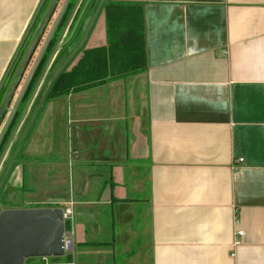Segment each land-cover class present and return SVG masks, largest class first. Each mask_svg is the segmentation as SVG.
Segmentation results:
<instances>
[{"label":"crops","instance_id":"crops-1","mask_svg":"<svg viewBox=\"0 0 264 264\" xmlns=\"http://www.w3.org/2000/svg\"><path fill=\"white\" fill-rule=\"evenodd\" d=\"M46 1L0 0V89ZM100 2L140 10L145 67L46 99L85 48L109 44L92 9L29 108L28 172L74 208L81 236L100 235L110 208V244L79 241L91 264L111 245L127 264H264V0Z\"/></svg>","mask_w":264,"mask_h":264},{"label":"flooded vegetation","instance_id":"flooded-vegetation-1","mask_svg":"<svg viewBox=\"0 0 264 264\" xmlns=\"http://www.w3.org/2000/svg\"><path fill=\"white\" fill-rule=\"evenodd\" d=\"M66 1L67 0L58 1L53 14L51 15L50 20L43 27L41 37L37 43L38 45L36 46L34 53L31 55L32 57L29 59L28 64L25 66L22 72V75L20 76V80L16 87V90L13 92L14 94L10 97L4 109L5 111L0 117V215L4 211H8V210H18V209H24V208L55 207L51 204L53 201L52 200L53 194H55L54 192L55 189L52 188V185L50 183L39 178L38 175H36L35 173L30 174L28 172L27 164L29 163V159L25 157L21 158L22 156L21 153L23 152V150H25L27 143H28L27 141L28 132H26V129L28 128V126H26L25 123L26 121H29L28 120V115L30 112L29 108L35 99L38 104L41 101V98H42L41 96L46 92L45 91L46 88H43L44 87L43 81H44L46 72L48 71L49 67L54 61V57H56V54L59 53L66 45H68L69 41L73 40L74 38L76 39L80 37L81 34H84L83 25L86 21V18L93 11L92 9L94 8L98 9L99 5H101V2L97 4L98 0H68L65 6ZM108 4L110 3L103 2L100 7H102V9L105 10L106 5ZM47 7L44 10V14H46L47 12L46 11ZM64 7H65L64 9L65 12L60 17V14L62 12L61 10ZM56 13H59V14L55 18V22H54V24L57 23L55 32L52 34L51 39L48 43L49 45L47 46L45 52L41 56V59L38 60V57L41 54L42 49L45 46V42L50 36L52 29L54 28L53 27L54 24H53L50 32L48 31L50 29L49 25L52 19L54 18V16L56 15ZM105 13H106V10H105ZM42 19L43 18L41 17L38 22L40 23ZM67 22H68L67 30L68 28H70L71 33H69L66 38H64L65 36L64 34L62 40L60 41V43L63 44V46L59 48L56 51L55 55L53 56L50 66L45 72L42 81L38 85L35 97L33 98L31 104L29 105L28 110L25 111L24 107L27 104V101L29 100V98L31 97L32 92L37 84V81L40 78V74L43 71L48 61L47 59L49 58L53 49L55 48L57 44L56 42L59 39L62 32L64 31ZM82 38H84V35ZM107 40H108V36H107ZM100 46H104V45H100ZM98 47H94V48H98ZM86 49H92V48H85L84 51ZM84 51H83V54H84ZM46 55L47 57L44 60V57ZM82 56L80 57V60ZM55 61H56V58H55ZM79 62L68 71L63 69L61 72L58 73L57 77H59L60 74L68 73L72 71L73 68L79 64ZM31 64H35L36 66L33 67L32 65V67L30 68V72L32 73L35 68L36 70L32 76L30 73V75L27 77L25 76V74L27 70L29 69V67L31 66ZM14 78L15 77L13 75V79L7 84L4 97L2 96V92H3L5 85L2 86L0 89V109L5 101L6 96L8 95V92L10 91V88L12 87ZM50 88L51 87H49L47 91L48 93H47L46 99H48ZM71 89L77 90L78 87L77 86L70 87L68 90H65V93H62V94H67L69 90ZM20 97H21V101L19 102ZM37 97H39V99ZM17 102H19V104L17 105L16 109H14ZM24 112L26 113L23 116ZM0 113H1V110H0ZM22 129L24 130L22 133H20ZM23 165L25 167H23V169L21 170V176H20V174L18 173L17 167L23 166ZM24 202L27 204H34V205L43 204V205L23 208L20 205ZM66 204H69V203L68 202L66 203L65 201H62V200L61 201L58 200L56 202V207L60 206V207L66 208L68 207V205L65 206ZM70 264H74V263L72 262Z\"/></svg>","mask_w":264,"mask_h":264},{"label":"water","instance_id":"water-1","mask_svg":"<svg viewBox=\"0 0 264 264\" xmlns=\"http://www.w3.org/2000/svg\"><path fill=\"white\" fill-rule=\"evenodd\" d=\"M59 0H52L46 14L37 26V31L35 33L34 39L31 42V46L28 49L27 53L21 60L20 66L17 72L14 75V80L12 87L8 92V95L5 98V101L1 107L0 117L4 113V109L16 90V87L19 83L20 76L28 64L31 55L34 53L38 41L41 37L43 27L50 20L51 15L54 12V9ZM68 0L65 3L67 4ZM65 7L61 10L60 17L63 15ZM69 22V21H68ZM65 26L64 31L57 40V44L53 49L51 55L47 59V63L40 74V78L37 81V84L32 92L31 97L27 101L24 109L28 110L29 105L31 104L33 98L36 95L38 85L42 81L45 72L52 62V58L55 55L56 51L63 46L60 43L66 30L67 25ZM57 23L54 24V28L51 31L50 36L45 42V46L42 49L41 54L38 57V60L41 59V56L45 52L52 34L55 32ZM36 68L31 73V76L35 72ZM22 97V96H21ZM21 97L19 102L21 101ZM14 109H16L17 105ZM26 112H24L23 116ZM18 128V126H17ZM64 208L57 207H40V208H24L18 210H8L4 211L0 215V264H25L26 260L29 258H42V257H62L67 253L65 251V234H66V221L64 220ZM69 251H72L70 248Z\"/></svg>","mask_w":264,"mask_h":264},{"label":"trees","instance_id":"trees-1","mask_svg":"<svg viewBox=\"0 0 264 264\" xmlns=\"http://www.w3.org/2000/svg\"><path fill=\"white\" fill-rule=\"evenodd\" d=\"M105 10L109 44L86 49L79 64L72 71L60 74L53 81L48 98L65 93V90L73 86H77L78 89L85 88L101 83L111 76L145 67L140 10L124 8L118 3L106 5ZM46 57L47 55L44 60ZM70 228L71 224L67 222L66 229ZM54 259L58 258L53 257Z\"/></svg>","mask_w":264,"mask_h":264},{"label":"rangeland","instance_id":"rangeland-1","mask_svg":"<svg viewBox=\"0 0 264 264\" xmlns=\"http://www.w3.org/2000/svg\"><path fill=\"white\" fill-rule=\"evenodd\" d=\"M51 0H47L46 3L44 4V6L42 7L41 11H40V14L36 20V23H35V26H34V29L33 31L31 32V35L29 36L28 40L26 41L25 43V46L24 48L22 49V51L20 52V56L19 58L16 60L18 65H20V62H22L21 60L23 59V57L25 56V54L27 53L28 49L30 48L31 46V42L32 40L34 39V36H35V33H36V28L37 26L39 25V20L40 18L45 15L44 14V10L46 9L47 6H49ZM48 9V7H47ZM44 14V15H43ZM103 16V15H101ZM100 16V17H101ZM100 20V19H99ZM100 24V21L98 22V20L96 21L95 25H99ZM37 25V26H36ZM19 67H17V70H18ZM17 72V71H16ZM15 72V73H16ZM14 73V75H15ZM12 75L9 76V80L6 82L5 86H4V89H3V92H2V96L4 97L5 96V91H6V87H7V84L12 80ZM42 200V199H40ZM58 201V199H53L52 201V205L56 207V202ZM40 205H43V204H40ZM40 205H34V204H27V203H22L20 206L21 207H33V206H40ZM67 206V205H65ZM105 217L102 218V220H104V228L102 229L101 231V234L97 235V233L95 234V232L93 233V235L90 234V230L91 228L88 226L87 228V234L86 235H83L81 236V228L79 226V224L81 223L77 216H76V212L74 210V217H75V220H76V225H75V228H74V234L73 236V239H74V243H73V250L70 251V252H66L67 254L65 256H62V257H58V259H54L53 260V257H50L51 261H54L55 263L54 264H70V263H75V264H86V262H88L89 264L91 263H99V256H95V255H90L88 256L86 253V251L88 250V248H86L84 245H81L79 244V241L83 238V239H86L88 240V242H90L91 240L95 241V242H100V243H106V242H110L111 239L113 238V229L110 225V220H111V217H110V214H111V210L110 208H105ZM144 225V224H143ZM83 233L85 234L84 230H83ZM141 240H145L146 239V234L142 233L141 234ZM82 241V240H81ZM110 244V243H109ZM109 244L106 243V246H108ZM83 247H85L84 250ZM97 247H100V246H97ZM114 245H111V247H107L109 249L110 252H112L111 254L108 253L107 254V259L105 260V264H127L129 261L127 258L130 257V254H128V252L126 253H123L122 252V248L121 247H114ZM113 248V249H112ZM132 248H135V245L132 246ZM94 249H97L96 247H94ZM102 249H105V248H102ZM112 250H115V251H112ZM43 260L41 258H29L26 260V263L25 264H42Z\"/></svg>","mask_w":264,"mask_h":264},{"label":"built area","instance_id":"built-area-1","mask_svg":"<svg viewBox=\"0 0 264 264\" xmlns=\"http://www.w3.org/2000/svg\"><path fill=\"white\" fill-rule=\"evenodd\" d=\"M240 162L243 161L242 158L239 159ZM65 212H64V220L66 221V224L67 222H70L71 224V228L70 229H66V234H65V251L66 252H70V248L73 249V243H74V239L73 237V234H74V228H75V225H76V220H75V217H74V208L72 207H66L64 208ZM237 236L235 238V241H234V246H236V244H239L241 242V239L239 237H242L245 235V231H242V230H238L237 231ZM43 260L42 264H54L53 261L50 260V257H42L41 258Z\"/></svg>","mask_w":264,"mask_h":264}]
</instances>
